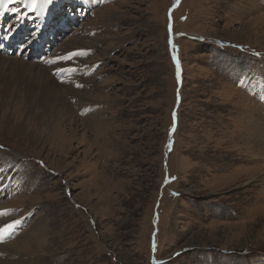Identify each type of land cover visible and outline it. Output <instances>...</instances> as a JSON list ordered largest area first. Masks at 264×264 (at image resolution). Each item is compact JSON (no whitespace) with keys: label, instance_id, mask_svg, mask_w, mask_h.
Returning a JSON list of instances; mask_svg holds the SVG:
<instances>
[{"label":"rangeland","instance_id":"1","mask_svg":"<svg viewBox=\"0 0 264 264\" xmlns=\"http://www.w3.org/2000/svg\"><path fill=\"white\" fill-rule=\"evenodd\" d=\"M0 2L70 105L0 108V262L264 264V0Z\"/></svg>","mask_w":264,"mask_h":264},{"label":"bare ground","instance_id":"2","mask_svg":"<svg viewBox=\"0 0 264 264\" xmlns=\"http://www.w3.org/2000/svg\"><path fill=\"white\" fill-rule=\"evenodd\" d=\"M1 63L2 65H0V86L2 85L3 89L0 90V108L6 107L8 110L13 111L16 115L17 111H20L18 114H22V116L24 114L26 115L30 114L31 112L37 111V109L34 108H42L43 110L40 113L35 112V117L40 118L42 112L44 110L46 111L47 118L44 120V122H40L42 130L46 131V128H48L49 131L58 134L62 129H64V120L70 117V105L67 104V102L65 101L66 95L59 92V87L61 86H59V83L57 84L54 80H57V76L54 75V77H52V72L50 70L45 71L39 69L37 70V72H35V69H32V66H30V64L24 61L12 62L7 59L2 60ZM5 66L7 68L11 67V70H13L12 73L9 72L7 74ZM47 87H53L52 92H50L51 89ZM55 88H59V91ZM67 91L68 90H66V94ZM59 138L60 134L58 135V139ZM60 143L61 141L58 143V145ZM249 144L251 146V149L254 147L257 148L262 145V143L258 141L257 138L254 139V142L251 141ZM15 155L18 156V154ZM19 248L22 249L23 246H19ZM31 249L35 248L32 246ZM2 258L3 260L7 259L5 257ZM0 264L7 263L0 262Z\"/></svg>","mask_w":264,"mask_h":264},{"label":"snow or ice","instance_id":"3","mask_svg":"<svg viewBox=\"0 0 264 264\" xmlns=\"http://www.w3.org/2000/svg\"><path fill=\"white\" fill-rule=\"evenodd\" d=\"M9 3H12L13 0H8ZM15 2H20V0H15ZM56 3V0H45L44 7H47L48 5H54ZM29 11H34L37 8V0H30V2L27 5ZM87 55V53H80L75 52L72 53V56H79V55ZM71 58V57H69ZM175 60V57H174ZM177 74H179V63L177 61ZM63 82V81H62ZM78 87H82V85H77ZM174 179V178H173ZM5 210H0V215H5ZM20 224V221H13L10 223H7L6 225L0 226V242H2V238L5 234H11L16 230L17 225Z\"/></svg>","mask_w":264,"mask_h":264}]
</instances>
